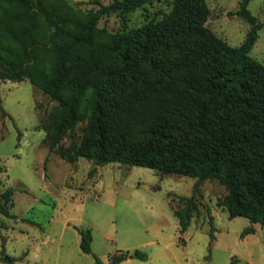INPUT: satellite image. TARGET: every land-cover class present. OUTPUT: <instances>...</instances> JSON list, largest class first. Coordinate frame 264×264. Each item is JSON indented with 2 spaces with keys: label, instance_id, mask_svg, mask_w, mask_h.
Returning a JSON list of instances; mask_svg holds the SVG:
<instances>
[{
  "label": "trees",
  "instance_id": "16d2710c",
  "mask_svg": "<svg viewBox=\"0 0 264 264\" xmlns=\"http://www.w3.org/2000/svg\"><path fill=\"white\" fill-rule=\"evenodd\" d=\"M153 1L111 0L84 12L67 0H0V78L28 77L60 100L47 126L51 149L87 119L83 134L72 131L60 149L66 159L81 155L195 177L185 205L174 211L180 231L197 209L200 184L218 177L229 216L251 222L241 236L254 232L252 223L264 227V64L249 51L264 22L248 9L250 0H240L234 13L250 26L231 45L206 26L205 0H167V10L126 25L129 12ZM113 12L125 24L121 31L97 26ZM12 195L11 187L0 189V214L12 215ZM91 240L90 228H81L82 251L91 250ZM131 255L147 258L139 249ZM94 256L96 264H114L128 254L106 263Z\"/></svg>",
  "mask_w": 264,
  "mask_h": 264
},
{
  "label": "rangeland",
  "instance_id": "374dc122",
  "mask_svg": "<svg viewBox=\"0 0 264 264\" xmlns=\"http://www.w3.org/2000/svg\"><path fill=\"white\" fill-rule=\"evenodd\" d=\"M67 1L87 12L111 0ZM239 1L205 0L206 26L231 45H239L250 26L234 13ZM159 9H168L167 0L129 12L125 23L139 26ZM248 9L264 22V0H250ZM124 25L116 12L97 21L110 32ZM249 53L264 64V28ZM110 60L119 62L114 56ZM0 95V189H13L12 215L0 214V264H96L94 255L106 263L121 252L128 257L114 264H264V227L252 223L254 232L241 236L251 222L243 215L229 216L221 203L227 188L218 177L200 184L197 209L180 231L174 211L185 205L195 177L81 155L68 160L60 149L69 146L73 133L76 138L83 134L86 118L51 149L47 126L60 100L28 77L0 78ZM81 228L91 230L89 252L80 248ZM136 249L147 258L131 255Z\"/></svg>",
  "mask_w": 264,
  "mask_h": 264
}]
</instances>
